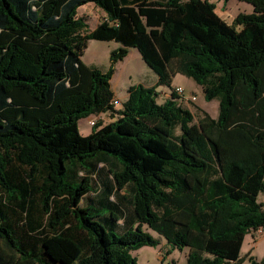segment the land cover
Returning a JSON list of instances; mask_svg holds the SVG:
<instances>
[{
	"label": "trees",
	"instance_id": "1",
	"mask_svg": "<svg viewBox=\"0 0 264 264\" xmlns=\"http://www.w3.org/2000/svg\"><path fill=\"white\" fill-rule=\"evenodd\" d=\"M240 1L254 10L237 29L210 0H0V264H139L132 251L159 242L144 226L188 248V264L243 262L264 227V0ZM89 2L105 12L94 29L78 16ZM90 39L137 48L157 85L192 78L218 116L195 121L176 87L159 103L141 83L116 108L113 66L128 50L103 71L81 58ZM104 112L115 119L81 133ZM98 173L131 198L120 234L119 204L90 201Z\"/></svg>",
	"mask_w": 264,
	"mask_h": 264
},
{
	"label": "rangeland",
	"instance_id": "2",
	"mask_svg": "<svg viewBox=\"0 0 264 264\" xmlns=\"http://www.w3.org/2000/svg\"><path fill=\"white\" fill-rule=\"evenodd\" d=\"M216 4V11L218 14L229 24H234L235 17L240 13H251L254 8L253 5L240 0H229L224 4L223 0H210ZM78 16L84 17L89 25L90 29H94L100 20L105 16V12L95 3L89 2L78 9ZM237 29L240 27L235 25ZM125 47L122 43L115 40H96L90 39L87 43L82 54V60L91 66H95L103 71H107L112 66L111 54L114 50ZM128 50L127 56L119 60L115 65L113 77L111 79V85L114 90L115 98L120 104L116 106L119 108L122 106L127 96L128 88L131 85L137 83L153 84L158 75L146 64L143 60L140 52L135 47H125ZM180 86L183 88L182 102L185 107L190 109L195 116V121H198L207 112L212 117H217L219 114V100H207L205 93L201 85L196 83L192 78H189L183 74H177L173 77L171 86L169 85H157L156 90L158 92L157 101L163 103L167 98V93H171L173 88ZM106 113V112H104ZM110 112L102 114V116H94L83 118L79 121V128L81 133L88 134L92 131L93 127L90 125V121L93 119H105L110 122L114 120V116L109 117ZM109 117V118H107ZM176 134L181 133V129L177 126L174 129ZM93 158H90L91 160ZM88 160V161H89ZM85 163L86 167L89 165ZM102 166V163L99 164ZM68 169L64 174L67 181L78 186L81 180L75 176V172L70 163H67ZM83 167V168H86ZM97 182V181H96ZM95 182L90 183L91 187ZM258 201L263 204L264 208V192L258 195ZM123 206L128 207L127 201H123ZM109 212V208L104 209ZM144 230L149 232L155 238L159 239L158 244L154 246H143L137 250L132 251V254L137 258L139 264H188V248H172L166 239L159 233L144 226ZM116 233L120 234V231L116 230ZM241 256L244 260L241 264H250V257L256 260H262L264 258V233L259 230H252L249 232L241 248Z\"/></svg>",
	"mask_w": 264,
	"mask_h": 264
},
{
	"label": "crops",
	"instance_id": "3",
	"mask_svg": "<svg viewBox=\"0 0 264 264\" xmlns=\"http://www.w3.org/2000/svg\"><path fill=\"white\" fill-rule=\"evenodd\" d=\"M157 83H158V77L156 78V80L154 81L153 84H143V83H141V84H143L145 86H157ZM137 84H139V83H137ZM112 89H113V87H112ZM169 96H170V93H167L166 97L168 98ZM127 97H128V92H127V96H126L125 100L127 99ZM114 98H115V94H114ZM102 114H107V112L106 113H101L100 115H98V117L102 116ZM112 116H113V114L110 112L109 117H112ZM91 117H94V116H90V118ZM109 117H107V118H109ZM108 121L103 119L104 123H108ZM102 166H105V165L102 164ZM101 172H103V173L108 172V169H103L102 168ZM97 176L94 177V178L97 179L96 180L97 182L95 181V185H97V188H96L97 190L95 192H90L89 193L90 201H92L94 204H97V205H103V204L109 205L108 201L109 200H113V201H115L116 203L119 204V207L122 210V213L124 215L123 218H120L118 220V224H117V225H119L118 226V231H120V233H121V232H123V229H124V223L125 222H133V220H134V216H133V213H132L131 198L128 195V193L126 192V189H124V190H116V188L114 187L113 183H109L108 186H106L107 184H105V182L100 183V181H99L100 174L99 173L97 174ZM109 189L111 191H114V193H113L112 196H110V198H106L105 194H107V193L109 194V192H110ZM123 201H127L128 207L123 206V203H122Z\"/></svg>",
	"mask_w": 264,
	"mask_h": 264
},
{
	"label": "built area",
	"instance_id": "4",
	"mask_svg": "<svg viewBox=\"0 0 264 264\" xmlns=\"http://www.w3.org/2000/svg\"><path fill=\"white\" fill-rule=\"evenodd\" d=\"M175 91H176V93L179 94L181 97L183 96V92H184V90H183L182 87H180V86L176 87ZM181 99H182V98H181ZM112 104H113L114 106H116V105H119L120 102H119L117 99H113V100H112ZM94 124H95V121H94V120H91V121H90V125L92 126V125H94ZM258 230H259L261 233H264V227H260Z\"/></svg>",
	"mask_w": 264,
	"mask_h": 264
}]
</instances>
